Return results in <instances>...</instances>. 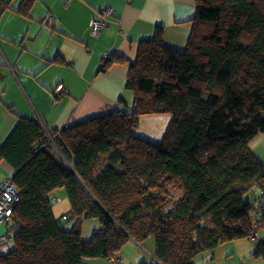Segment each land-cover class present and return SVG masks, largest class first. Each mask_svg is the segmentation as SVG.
<instances>
[{
    "label": "trees",
    "instance_id": "1",
    "mask_svg": "<svg viewBox=\"0 0 264 264\" xmlns=\"http://www.w3.org/2000/svg\"><path fill=\"white\" fill-rule=\"evenodd\" d=\"M13 1L0 0V19L28 18L36 3L13 9ZM191 22L184 51L164 46L162 27L139 43L125 82L130 110L59 131L17 117L0 146L18 196L0 264L110 260L149 238L151 264H193L239 240L264 259V164L248 148L264 134V0H195ZM106 58L102 71L126 62ZM160 114L169 120L158 143L134 135L140 117ZM62 188L70 231L52 213L50 197ZM85 219L99 223L87 241Z\"/></svg>",
    "mask_w": 264,
    "mask_h": 264
},
{
    "label": "crops",
    "instance_id": "2",
    "mask_svg": "<svg viewBox=\"0 0 264 264\" xmlns=\"http://www.w3.org/2000/svg\"><path fill=\"white\" fill-rule=\"evenodd\" d=\"M19 2L13 1V9ZM102 9L113 14L102 17ZM45 15L51 16V25L43 23ZM194 15L195 0H36L28 18L13 11L4 13L0 19V146L17 117L37 119L46 130L59 131L114 109L130 110L133 96L125 82L139 43L162 27L164 46L184 51ZM93 19L104 21L97 36L89 31ZM107 55V60L120 57L126 62L113 61L102 71ZM59 85L66 92L56 96ZM163 120L167 123L169 118ZM248 148L264 164V134L251 140ZM12 174L1 161L0 185ZM66 197L56 190L50 201L56 219L68 216L62 229L70 231L73 220L67 192ZM3 224L0 251L12 248V240L4 241ZM258 235L262 238L263 233ZM90 236L81 239L87 241ZM151 240L141 245L129 242L110 260L83 259L82 264H151ZM253 252V245L239 240L198 255L193 264H264V259L250 257Z\"/></svg>",
    "mask_w": 264,
    "mask_h": 264
},
{
    "label": "rangeland",
    "instance_id": "3",
    "mask_svg": "<svg viewBox=\"0 0 264 264\" xmlns=\"http://www.w3.org/2000/svg\"><path fill=\"white\" fill-rule=\"evenodd\" d=\"M169 118V115L166 114H160V115H153V116H142L138 120V125L136 129L134 130V135L145 139L151 143H158L167 127V123L164 122L163 119ZM51 145L54 144V139L50 138ZM57 191H62L66 197V190L64 188L59 189ZM250 197L249 194L245 196V199H248ZM67 198V197H66ZM83 223V234L82 238L89 237L92 234V231L94 229H97L99 227V223L96 219H85L82 221ZM4 225V224H3ZM5 228V225H4ZM152 239V238H151ZM153 241V239L151 240ZM243 242H247L248 245L252 246L253 244L250 243L248 240H243ZM4 247V246H3ZM9 249H3L1 250V254H5L8 252ZM204 254V253H203ZM202 255V254H201ZM197 257L193 258L192 261H196Z\"/></svg>",
    "mask_w": 264,
    "mask_h": 264
},
{
    "label": "built area",
    "instance_id": "4",
    "mask_svg": "<svg viewBox=\"0 0 264 264\" xmlns=\"http://www.w3.org/2000/svg\"><path fill=\"white\" fill-rule=\"evenodd\" d=\"M102 17L111 16L113 11L111 9H102L100 11ZM43 23L46 25L52 24V18L50 15H45L43 18ZM104 26V21L101 19H93L89 23V31L92 36H97L98 33ZM108 57V55L106 56ZM66 90L63 88L62 85L57 86L55 90V95L59 96L65 93ZM65 126L64 128H66ZM44 147L42 146L41 149ZM18 201L17 191L13 183L10 179H5L0 185V223L9 222L10 218L12 217L13 207ZM54 201V200H52ZM62 221L67 220L66 216L61 218ZM8 230V229H7ZM11 240V238H8Z\"/></svg>",
    "mask_w": 264,
    "mask_h": 264
}]
</instances>
